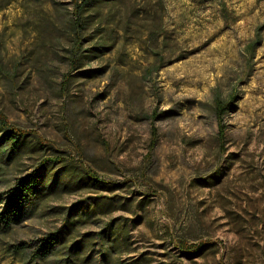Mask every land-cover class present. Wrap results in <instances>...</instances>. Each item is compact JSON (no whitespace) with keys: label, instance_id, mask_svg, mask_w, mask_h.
Wrapping results in <instances>:
<instances>
[{"label":"rangeland","instance_id":"obj_1","mask_svg":"<svg viewBox=\"0 0 264 264\" xmlns=\"http://www.w3.org/2000/svg\"><path fill=\"white\" fill-rule=\"evenodd\" d=\"M55 1L0 8V121L23 133L0 154V210L46 156L64 158L53 176L71 178L73 165L97 181L32 198L0 232V264H65L64 248L33 253L69 207L67 243L97 244L66 264H264V0H164L160 56L145 45L150 22L130 16L65 87L70 0ZM215 95L232 102L221 138ZM107 222L114 239L85 234Z\"/></svg>","mask_w":264,"mask_h":264},{"label":"trees","instance_id":"obj_2","mask_svg":"<svg viewBox=\"0 0 264 264\" xmlns=\"http://www.w3.org/2000/svg\"><path fill=\"white\" fill-rule=\"evenodd\" d=\"M8 1L2 0L0 8L4 7ZM47 1L52 6L56 5L55 0H32V3L42 6V3ZM163 5L164 0H153V2L152 0H141L129 7L124 4V0H70V9L62 29L64 39L68 42L64 54L67 74L62 82V87L67 86L68 80L74 71L81 70L91 58H95L102 52L112 48L118 30L126 33L131 26L130 16L140 17L141 20L150 22L145 27L146 34L149 36L148 43L146 42L145 45L153 51L152 47H155L159 40H163L166 33L163 25ZM221 9L223 13L224 7L221 6ZM115 14L118 15L116 21L121 22V24H117V27L111 25L112 17ZM44 19L48 25L53 26L50 17ZM141 22L143 23V21ZM254 43L250 45V48H253ZM160 52L153 51L154 54L159 56ZM160 60L161 57H158V62H161ZM158 66L156 65L155 69ZM146 70L150 73L153 67H147ZM231 104V100L224 102L219 95H215L213 98V113L217 118L218 138H221L220 136L223 133V113ZM0 130L2 134L0 136V154L3 156L9 154L13 147V145L8 146L7 141H12V138L17 136H23V133L11 128L4 120L0 121ZM63 159L62 156L43 157L37 162L32 173L14 180L0 210V232L10 230L14 224L21 222L28 216L26 213L32 198L37 197V202H39L40 198L49 197L56 189L77 187L83 184L84 177L97 181V178L91 172L84 169L77 172V167L73 165L72 171L69 170L72 174L69 179L51 175L52 165L63 161ZM2 160L3 158L0 157V164H2ZM39 169H43V172L37 174ZM37 202L35 201L34 204ZM77 204L75 203L73 206ZM70 211L71 207L68 208L67 213L61 219L60 226L55 231L41 238L40 246L33 253L34 259L42 258L44 254L52 252L56 247L64 248L63 251L66 255L63 260L65 264L76 262L78 254L85 258L92 254L97 241H83L84 238H81L73 240L69 244L67 243V238L70 237L77 224L75 216L69 214ZM112 230V224L107 222L96 233L91 234L88 232L85 234L87 236L92 235L94 238H104L103 236H106L114 239ZM105 244L107 243L101 242L100 246ZM20 245L21 243L17 244V247ZM103 255H106V252L102 250L101 256Z\"/></svg>","mask_w":264,"mask_h":264}]
</instances>
